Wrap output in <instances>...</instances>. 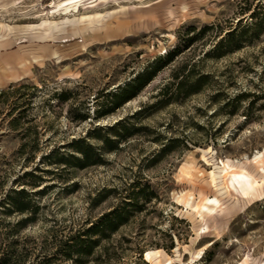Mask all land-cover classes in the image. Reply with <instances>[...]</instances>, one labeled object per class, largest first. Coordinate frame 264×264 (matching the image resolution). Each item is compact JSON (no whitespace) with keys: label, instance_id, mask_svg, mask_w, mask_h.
<instances>
[{"label":"rangeland","instance_id":"374dc122","mask_svg":"<svg viewBox=\"0 0 264 264\" xmlns=\"http://www.w3.org/2000/svg\"><path fill=\"white\" fill-rule=\"evenodd\" d=\"M254 14L264 19V0H0V259L264 264V22ZM155 67L138 95L97 116ZM81 138L99 162L57 163L79 155ZM19 189L25 212L5 199ZM125 201L126 221L90 236L91 254L63 255L69 236Z\"/></svg>","mask_w":264,"mask_h":264},{"label":"trees","instance_id":"16d2710c","mask_svg":"<svg viewBox=\"0 0 264 264\" xmlns=\"http://www.w3.org/2000/svg\"><path fill=\"white\" fill-rule=\"evenodd\" d=\"M254 17L256 18V20L253 22L254 26H258L264 22V19L258 17L257 14H254ZM235 36L238 37L237 35H235V33H229L226 37L227 42L230 43L231 41H233ZM240 36L241 33H239V37ZM221 45H223L222 41L216 46V48H219ZM239 47L240 46L238 44H235L234 46H231L227 51H233L235 49H238ZM164 60L166 62L171 61L172 53H168V55L164 57ZM159 69V67L145 69L142 72L138 73L133 79L120 86L116 91L110 94V98L112 101L111 108L97 116L99 117L113 112L115 109L122 106L125 102L138 95L139 92L154 78L156 72L159 71ZM82 118L85 119L86 117L83 116ZM116 126L123 130L128 129L126 124L122 122L121 124L120 122H118ZM103 139L106 142L109 141L106 137ZM72 148L73 151L77 152L79 155L70 154L69 157L61 156V158H58L56 162L66 164L68 163L70 165L82 168L99 162L98 158H96V151L90 144L85 141V139L81 138L74 142ZM11 192H13V195H10L8 193L5 194V199L9 201V205L12 208L11 210L18 212L27 211L29 207L27 204H25V202L27 201L24 200L25 197L28 196L27 192H25L23 189L12 190ZM127 205H129V201H125L122 203V205L116 206L109 211L104 212L98 218V220L87 229L83 230L79 234L69 236V238H67V240H65L63 243V255L66 258H73V255L86 256L91 254L99 239L95 240L90 238V236L98 235L100 238H105L108 237L111 233L115 232L116 229L126 221ZM11 210L7 209L6 213L8 214L9 212H11ZM74 261L82 263L81 261L77 260V258H75ZM0 264H8V262L7 260L0 259Z\"/></svg>","mask_w":264,"mask_h":264},{"label":"bare ground","instance_id":"6f19581e","mask_svg":"<svg viewBox=\"0 0 264 264\" xmlns=\"http://www.w3.org/2000/svg\"><path fill=\"white\" fill-rule=\"evenodd\" d=\"M238 177V176H237ZM226 186L225 187H227V189L229 190V189H232V190H236V185H235V183H236V176H232V175H230V174H227L226 175ZM241 192V191H240ZM216 203V202H215ZM217 204V203H216ZM213 211V210H212ZM147 253V252H146ZM149 258V253H147V255H146V259H148ZM239 264H247V260L246 259H244L243 260V262H241V263H239Z\"/></svg>","mask_w":264,"mask_h":264}]
</instances>
